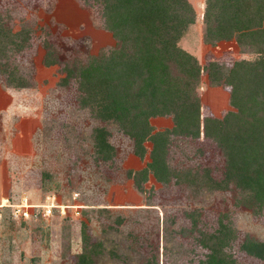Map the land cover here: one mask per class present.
Here are the masks:
<instances>
[{"label":"rangeland","instance_id":"1","mask_svg":"<svg viewBox=\"0 0 264 264\" xmlns=\"http://www.w3.org/2000/svg\"><path fill=\"white\" fill-rule=\"evenodd\" d=\"M189 2L195 20L179 39L181 48L202 64L256 57L233 39L205 43V0ZM115 43L100 0H0V196L13 206L0 208V264H77L78 255L92 247L93 264H203L207 250L200 243L205 234H217L220 219L234 231L222 253L233 264H264L241 249L245 238L264 242V206L255 213L238 203L242 193L233 185L209 192L184 181L165 184L151 174L138 191L128 172L145 166L151 143H144L140 159L118 126L80 106L77 78L61 84L68 67ZM47 58L54 62L46 64ZM16 81L33 88L19 100L28 106L3 112ZM198 93L203 115L221 117L230 109L229 88L211 86L205 75ZM21 116L40 122L29 140L13 139ZM150 122L156 130L172 125L163 116ZM100 126L113 146L108 159L94 152L93 131ZM165 159L180 172L204 166L216 179L224 172L211 140L173 137Z\"/></svg>","mask_w":264,"mask_h":264},{"label":"trees","instance_id":"2","mask_svg":"<svg viewBox=\"0 0 264 264\" xmlns=\"http://www.w3.org/2000/svg\"><path fill=\"white\" fill-rule=\"evenodd\" d=\"M100 2L104 27L116 43L90 55L82 65L68 67L61 84L77 78L80 106L118 126L132 139L133 153L140 159L147 150L144 143H151L145 166L128 172L135 188L141 191V182L150 174L165 184L184 181L209 192L229 190L233 185L242 193L237 202L260 212L264 206V0H205L203 41L213 45L233 39L241 50L256 55L229 65L218 59L202 64L178 45L195 20L189 0ZM49 59L46 64L54 62ZM204 75L211 86L229 88L230 109L221 117L202 113L198 86ZM15 83L10 88L31 87ZM156 116L170 117L171 127L156 130L150 122ZM93 132L94 152L110 158L113 146L107 141L106 129L100 126ZM173 137L211 140L224 159L222 178H214L213 170L204 166L186 172L171 169L165 154ZM233 234L220 219L217 234H205L200 240L207 250L201 262L233 264L234 260L222 253V246ZM83 240H88L85 233ZM241 249L264 259L263 241L245 238ZM86 252L78 255L77 264H93V247Z\"/></svg>","mask_w":264,"mask_h":264},{"label":"crops","instance_id":"3","mask_svg":"<svg viewBox=\"0 0 264 264\" xmlns=\"http://www.w3.org/2000/svg\"><path fill=\"white\" fill-rule=\"evenodd\" d=\"M30 89H33V88H24V89H21V90L8 88V90H7L9 92L8 103L2 108L3 112L8 111L9 109H11V111H14V109L18 105H21V106L27 105L28 102L26 104L25 103L21 104L19 102V100L23 99V101H24L25 99H27L28 96H26V95L27 94H31L30 93ZM19 91H22V92H19ZM16 92H19L21 95H19L18 93L16 95ZM38 125H40L39 120H38L37 123H35V121L32 118H30L29 116H26V117L21 116V117H19L17 119V121H15V123H14V127H15V133L14 134L15 135H14L13 139H17L18 137L21 136V137H24V138L28 137L27 140H29L31 134L34 131H36V129L39 127ZM26 130H27V132H26ZM13 139H12V145H13ZM21 147H22V144L20 142L19 145H18V150H20L19 148H21ZM24 147H26V146H24ZM13 148H14V150H16L15 149V145H13ZM28 152L30 154L31 150H29ZM18 154L22 155V154H24V152L22 150H20V152H18Z\"/></svg>","mask_w":264,"mask_h":264},{"label":"built area","instance_id":"4","mask_svg":"<svg viewBox=\"0 0 264 264\" xmlns=\"http://www.w3.org/2000/svg\"><path fill=\"white\" fill-rule=\"evenodd\" d=\"M9 201V198L8 197H2V196H0V208L1 207H4V208H10V207H13L12 205H7V202ZM22 207H21V211L20 212H25L24 210V208H27L29 205L28 204H26V205H21ZM18 208V207H17ZM1 210V209H0ZM17 210V209H16ZM20 210V209H19ZM12 212H14V210L12 211ZM26 214V213H25Z\"/></svg>","mask_w":264,"mask_h":264},{"label":"bare ground","instance_id":"5","mask_svg":"<svg viewBox=\"0 0 264 264\" xmlns=\"http://www.w3.org/2000/svg\"><path fill=\"white\" fill-rule=\"evenodd\" d=\"M36 206V205H35Z\"/></svg>","mask_w":264,"mask_h":264}]
</instances>
